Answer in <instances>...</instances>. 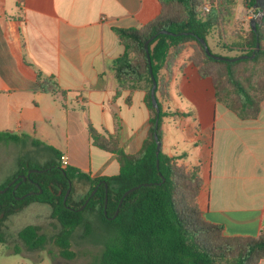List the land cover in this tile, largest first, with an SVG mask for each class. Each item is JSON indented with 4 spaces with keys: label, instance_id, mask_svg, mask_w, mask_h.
<instances>
[{
    "label": "crops",
    "instance_id": "1",
    "mask_svg": "<svg viewBox=\"0 0 264 264\" xmlns=\"http://www.w3.org/2000/svg\"><path fill=\"white\" fill-rule=\"evenodd\" d=\"M245 1L236 0L232 9L224 29L228 41L230 31L247 30L256 14ZM159 14L158 0H0V132L22 139L25 129L36 134L35 122L51 127L54 117L63 123L64 141L42 142L67 156V167L90 178L116 176L114 153L98 148L92 164L89 128L115 138L126 154H136L150 112L144 83L122 86L115 77L113 63L123 47L114 30L141 29ZM182 54L170 77L160 73L167 79L156 99L168 127L166 137L161 132L160 149L198 169L197 203L207 223L221 226L225 237L256 238L264 229V101L255 119L238 118L216 101L210 81L198 76L188 60L190 48ZM38 75L51 78L59 90L42 93Z\"/></svg>",
    "mask_w": 264,
    "mask_h": 264
},
{
    "label": "trees",
    "instance_id": "2",
    "mask_svg": "<svg viewBox=\"0 0 264 264\" xmlns=\"http://www.w3.org/2000/svg\"><path fill=\"white\" fill-rule=\"evenodd\" d=\"M158 3L160 14L155 21L141 29L114 30L123 47L122 55L113 63L117 81L122 86L144 83V100L150 117L140 150L126 154L115 138H104L90 127L91 138L95 135L102 140L97 146L114 153L119 165L116 176L99 178H90L72 167L61 168L60 156L53 150L56 163L39 168L41 173H31L15 189L18 179L0 194V244L5 243L3 229L7 220L26 206L40 203L49 206L51 219L60 226L53 238L54 245L67 260L75 255L70 244L74 230L82 226L86 232L90 231L88 215L114 235L113 242L106 243L91 264H260L264 260V229L256 238L225 237L221 226L202 218L197 203L201 187L198 169L185 166L180 162L181 157L168 156L161 149L156 155L154 134L161 142V124L166 114L158 101V114L152 107L149 72L151 69L157 82L156 92L161 91L167 78L160 77V73L165 71L170 77L173 64L190 48L188 60L200 78L210 81L216 101L242 120L255 119L264 101V16L255 30L249 27L230 31L228 41L224 29L232 18L236 0H158ZM245 3L250 9L255 0ZM206 4L209 12L204 13ZM160 31L172 35L159 34L149 42L148 63L144 43ZM209 37L216 38L221 48L235 51L233 57L246 55L248 58L235 62L213 60L199 43L203 39L207 44ZM257 43L258 51L255 50ZM209 51L214 54L210 48ZM252 54L254 57L250 58ZM36 84L44 94L52 95L59 90L51 78L42 79L38 75ZM19 140L17 135L0 132V142ZM18 174L26 176L27 173L19 171ZM75 181L89 185L78 200L73 198ZM136 186L140 187L127 194L119 206L123 194ZM28 193L32 194L17 199ZM18 237L32 250L40 249L46 241L36 225L24 227Z\"/></svg>",
    "mask_w": 264,
    "mask_h": 264
},
{
    "label": "rangeland",
    "instance_id": "3",
    "mask_svg": "<svg viewBox=\"0 0 264 264\" xmlns=\"http://www.w3.org/2000/svg\"><path fill=\"white\" fill-rule=\"evenodd\" d=\"M204 1L207 2L208 0ZM241 1L237 0L238 4H241ZM207 45L215 55L221 57L234 55V53L217 46L211 37L207 39ZM188 55V51L184 52L180 56L179 62L182 64L187 63ZM165 75L167 76L166 73ZM159 93L161 91L158 90L156 92L157 98ZM173 94L175 96L174 103H179L178 96L175 95V92ZM50 122L51 127L47 126L43 120L35 122L36 134L31 130L25 129L22 134L26 138L24 137L18 142H0V191L6 189L20 176H24L18 174L19 171L28 173L32 170H39V168L50 162L56 163V154L46 145V142H42V139L50 141L48 143L54 144L59 141L62 143L64 141L61 131L63 123L56 121L54 117L50 119ZM166 122L164 120L163 124H161V132L164 137L168 133ZM8 133L17 135V133L12 131ZM91 141L94 147L89 158L94 164L96 162L95 156L98 152L96 150L99 148L97 144L102 143V140L97 139L94 135ZM162 150L165 151V147ZM59 151L62 150L59 149ZM76 157L80 161L84 158L83 155ZM88 189L89 185L85 181H75L73 185L74 200L80 199ZM87 219L90 221V231L86 232L82 226L74 230L70 238V244L71 251L75 255L72 259L67 260L59 255L58 248L54 245L53 238L60 231V226L56 220L51 219L49 206L40 203H32L26 206L18 213L12 215L5 224L3 229L5 243L0 244V264H91L101 254L106 243L113 242L112 238L114 239V235L95 217L88 215ZM29 225L38 226L40 233L46 236L42 249L30 251L18 237V232Z\"/></svg>",
    "mask_w": 264,
    "mask_h": 264
},
{
    "label": "water",
    "instance_id": "4",
    "mask_svg": "<svg viewBox=\"0 0 264 264\" xmlns=\"http://www.w3.org/2000/svg\"><path fill=\"white\" fill-rule=\"evenodd\" d=\"M253 9L256 10L257 12H256V14L254 15V17H253V18L251 19V21H250V27L252 28V30H255V26L260 22V20H261L262 17L264 16V0H255V4H254V6H253ZM159 34L172 35V33H170V32H167V31H160V32L156 33L153 37H151V38H149L148 40H146V42L144 43V49H145V51H146V56H147L148 63L150 62V60H149V53H148V44H149V42H150L154 37H156V36L159 35ZM199 43H200L201 46L203 47V49H204V51H205V54H206L208 57L212 58L213 60H217V61H226V62H235V61H237V60L247 59V58H248V56H246V55H243V56H237V57H232V58H226V57L217 56V55H214V54L210 53L209 48H208L206 42H205L203 39H199ZM258 49H259V44L257 43V44H256V48H255V50L258 51ZM253 57H254V54H252V55L250 56V58H253ZM149 72H150V77H151V81H152V86H151V89H150L151 104H152V107L155 109L156 113L158 114V112H159V108H158V104H157V100H156V95H155V93H156V88H157V82H156V80L154 79V77H153V75H152V71H151V69H149ZM156 128H157V121H156V123H155V129H156ZM154 139H155V142H156V155H158V154H159V151H160V141L158 140V137H157L156 134H154ZM157 164H158V162H157ZM41 172H43V171H41V170H40V171H39V170H32V171L28 172V173L26 174V176H20L19 178H17L16 180H14V181L12 182V184L15 183L18 179H20V181H18V182L15 184V186H14V188L16 189V188H17L22 182H25V181L27 180V177H28L31 173H41ZM10 185H11V184H10ZM10 185H9V186H10ZM104 185H105V191H107L106 184L104 183ZM9 186H8V187H9ZM8 187H7L6 189L0 191V194L6 192L7 189H8ZM139 187H140V186H136V187H134V188H131V189L127 190V191L123 194L122 198L120 199L119 206L121 205V203H122V201H123V198H124L127 194H129L130 192L134 191L135 189H137V188H139ZM96 189H97V187L93 190V192L91 193V196L95 193ZM69 192H70V186H69V188H68V190H67V192H66V194H65L64 202H65L66 197L68 196ZM31 194H32V193H28V194H26L25 196L19 197V198H17V199H24L26 196H29V195H31ZM105 201H106V196H105ZM85 204H86V202H85ZM85 204H84V205H85ZM117 212H118V211H116V214H117ZM114 217H115V216H114ZM111 219H113V218H111Z\"/></svg>",
    "mask_w": 264,
    "mask_h": 264
},
{
    "label": "built area",
    "instance_id": "5",
    "mask_svg": "<svg viewBox=\"0 0 264 264\" xmlns=\"http://www.w3.org/2000/svg\"><path fill=\"white\" fill-rule=\"evenodd\" d=\"M203 12L204 13L209 12V6L208 5L204 6ZM59 161H60L61 168L64 169V168H66L68 166V158H67V156H64V155L60 156Z\"/></svg>",
    "mask_w": 264,
    "mask_h": 264
}]
</instances>
